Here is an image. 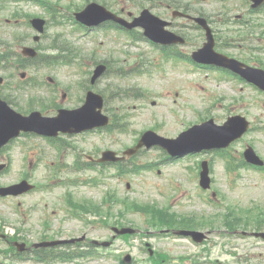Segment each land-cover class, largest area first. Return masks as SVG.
Listing matches in <instances>:
<instances>
[{
	"label": "rangeland",
	"instance_id": "374dc122",
	"mask_svg": "<svg viewBox=\"0 0 264 264\" xmlns=\"http://www.w3.org/2000/svg\"><path fill=\"white\" fill-rule=\"evenodd\" d=\"M56 1V0H51ZM60 5L65 6L70 4L73 0H57ZM88 0H77V4H85ZM111 7L117 8L119 10L120 6H114L113 0H106ZM182 4L189 5L190 8L197 9L203 11L205 14L212 16L214 19L221 17V10L223 9L226 15L229 17H234L239 12V4L237 0H181ZM102 2V0H100ZM145 6H150L153 4L152 1H143ZM28 5V4H25ZM30 14L36 13L41 14L39 10L35 8V5L28 6ZM62 9V8H61ZM133 10V9H132ZM61 11H64L63 9ZM134 11V10H133ZM44 15V14H43ZM3 19L5 16H3ZM4 28L2 30L1 36H4L8 39H11L9 31L11 30L9 27L3 24ZM220 29L225 28L224 26L217 24ZM71 23H68L65 26H53L47 32L45 38H42L39 42L35 43L36 46H39V49L43 50L49 44L53 42L57 43H70L71 47H74L78 50V58L83 60L85 63H88V67L86 69L91 70L92 64L90 58L94 57V60L106 59V60H116L119 59L118 66L120 64H125L126 66L134 63L139 57L138 53L135 51L133 56H126L123 54L119 47H123L122 43L125 40V36L118 34L116 30H101L99 29L98 32H95L97 42L103 41L104 47L102 46H93L88 47L86 43V38H80L82 36L81 31H76V33H72L70 31ZM226 29L222 30L220 36L225 38L226 36H232L228 33H224ZM23 33L31 34L32 36L35 32L29 28L24 27L22 29ZM58 34H61L62 37L55 41L53 40ZM256 34V33H254ZM257 36V35H256ZM194 39V40H193ZM193 41V42H192ZM190 42H192V47H198L202 43V37L200 36L199 32L195 31L194 29L190 31ZM30 43L33 44L32 37L30 39ZM49 47V46H48ZM146 49H149L147 45L144 46ZM124 48V47H123ZM131 52L133 47H128L127 50ZM191 48L188 50L190 51ZM233 53L239 52L242 53L243 50L236 49L233 50ZM255 55L260 56V61L264 64V53L263 52H255ZM126 59V60H124ZM93 65V64H92ZM90 66V67H89ZM166 66V65H165ZM162 70V67L159 68ZM170 74L169 78L163 79L162 78V71L154 72L152 78L144 77V78H134L133 82H126L120 83V80L114 78L112 73L103 77L97 88L111 94L112 92L118 91V86L122 88H131L132 89H143L142 91H146L148 95L147 100H140V101H131L127 103L130 106H136L135 110L127 115V120L129 121L128 132L122 135H116L119 138L121 144L117 145L118 149H124L125 146L131 145L136 137L135 131H144L146 129L154 128L159 133L166 135V136H175L179 130L183 128V125L179 124V122L175 119L177 114L182 116L186 124L187 123H194L197 120H200L202 117L206 115H210L206 111L205 108H208L211 104V101H208L213 96L222 97V105L228 104L231 99H233V95L237 97L244 96L246 99L245 105L240 106L237 105L232 110L234 111H242L245 113L250 114L251 117H258L262 118L264 121V106L262 105L261 100L264 98L262 95L256 94L255 92L251 91L250 89H230L225 85L221 84L219 87L214 88L213 91L206 90H193L192 81L199 78V75L190 73H181L180 77L177 78L172 75V72L175 73L176 70L169 69ZM44 71V70H43ZM43 71L36 70L37 73H42ZM33 70L30 71V75L36 74ZM50 74L56 77L58 82L60 83L59 89L66 91L68 88H72V92L75 96L70 98L67 102H63L61 99V92L57 94L56 102L58 104H63V107H74L81 103L79 100L83 98L84 94L77 87L78 81H82L85 72H80L77 70L75 66H66L62 65L50 71ZM4 75L0 72V76ZM88 78V71L85 75L83 81H86ZM21 80L16 78L13 80L14 85H18ZM82 81V82H83ZM210 86L213 88L214 82L212 80L209 81ZM216 83V82H215ZM207 88L208 86L204 83ZM9 85L11 83L9 82ZM222 89V91H219ZM14 92V90H11ZM135 91V90H134ZM200 91V92H199ZM4 93H7V88L3 90ZM42 95V97H48L46 94L42 92H31L29 94H38ZM180 93L179 98L176 97V94ZM17 95H22V99H19L17 102H23V107L28 108L26 105L25 100L26 94L24 90L18 89ZM185 95V96H184ZM184 96V97H183ZM202 97L206 98L202 99ZM185 98H189L187 101H184ZM177 99L179 102L178 104H174V100ZM156 101L155 106H151L152 101ZM202 100V101H200ZM186 102V103H184ZM123 102L120 100L112 99L111 106L114 107L110 113L122 114L123 111ZM36 109H40V106L37 103L34 104ZM212 112L218 117L221 118L227 110L225 108L216 107L212 110ZM203 114L202 117L201 114ZM46 114H51L46 111ZM211 117V116H210ZM125 120V119H124ZM104 133H90L86 135H79L76 138L71 139L69 141L70 144L67 146L71 147L72 151H78L83 156L85 154L91 153L96 148L104 149L112 144L111 137L109 135H103ZM258 137L264 138L262 133L252 131L249 133L242 141H239L235 148L240 149L243 148L244 144L248 141L255 140L253 142L254 146L256 147V151L264 157V142L257 141ZM27 138V139H25ZM25 139V140H24ZM26 141V142H25ZM7 151H10V154L6 153V155H10L12 158L13 169L10 173V176L1 177V181H5L11 183L19 179L21 174L19 171L21 168L26 169V165H28L29 161L36 160L38 155L33 151H45L47 154L52 155L53 151H55L44 139L39 137H23L22 139L16 141L11 145V148ZM236 158L240 157L241 151H232ZM161 154V151L152 150L147 151L146 154L140 157V161L147 162V161H156L157 157ZM73 157V156H72ZM202 159V158H201ZM71 161V158H70ZM195 162V161H193ZM224 160L217 159L215 163V175L217 177L216 186L220 191V196H223V206L224 209L227 204H234L243 208H248L252 206H258L261 209H264V173L263 172H254L248 171L246 174L243 175L241 179L236 182V185L232 187L230 182L228 181L229 177H227L226 169ZM189 162L182 163H175L170 165L162 166L161 169L163 170L161 175L156 173V170H145L141 171L138 174H129L126 175L123 180H117L114 178L113 183L117 185L118 188V195L121 197H129L132 200L138 201L140 203H155L159 206H167L168 203V196L170 195L171 199L176 198V200L180 203V205L170 207L172 211L183 213L186 215L191 214H198L201 215L202 212H216L218 208L214 204H208L202 198V194L197 186L198 181L194 178L193 173L188 170ZM36 171H34V174ZM41 175V170L38 172ZM170 175H177L178 180L172 182L169 189L167 190L166 194L163 195L161 188L159 185L162 186L163 189H167L169 186V177ZM232 179V178H231ZM127 182L131 184L130 189H127ZM174 183V184H173ZM174 186V187H173ZM63 191V189L59 188L55 192V197H58L59 194ZM205 195V194H203ZM76 196L81 198L83 196H90L95 201H99L100 197L103 196L99 189H85L82 188V192H76ZM40 196L36 195L34 198H39ZM193 200H192V199ZM118 208L114 206L112 208V212L115 216L118 214ZM94 219V216H92ZM108 219V217L106 218ZM114 219V218H113ZM144 216L134 215L127 213L125 218L122 219L125 223L128 222L133 223L134 227L139 228L140 230L146 229V222L144 221ZM111 220V219H110ZM77 224H72L70 222L64 221L62 224V230L65 234L70 233L69 229L72 228V232L76 231ZM206 231V229H204ZM221 230V228L219 229ZM218 229L215 231V234L212 233V240L214 243L217 244L213 248H211V257L213 259H220V264H224L227 260L232 262V264H241V260L238 259L245 255H253V259L249 262V264H263L264 263V241H254L248 240V242H243L240 238H235L233 241L237 245L247 244L250 247H246V249L238 248L234 252L237 254H230L227 252L226 247L222 246L226 243H230L229 240L222 241L221 238H225L223 235H217ZM102 232V231H101ZM231 238V237H230ZM176 243H182L176 242ZM174 243H171L173 245ZM169 247V246H167ZM230 248V244L227 246ZM194 253V251H193ZM206 256H208L207 252H205ZM206 256L202 258L200 264H204L203 262L206 260Z\"/></svg>",
	"mask_w": 264,
	"mask_h": 264
},
{
	"label": "water",
	"instance_id": "95a60500",
	"mask_svg": "<svg viewBox=\"0 0 264 264\" xmlns=\"http://www.w3.org/2000/svg\"><path fill=\"white\" fill-rule=\"evenodd\" d=\"M101 9H102V8L99 7V6H97V5H92V6H90V7L86 10V12H85V14H84L85 19H87L86 21H87L88 23H92L93 20L95 19V18H94V13H95V11H99V10H101ZM92 14H93V15H92ZM261 81H262V83L264 84V80H261ZM93 106H95V104L93 103V98L90 97V98H89V101H88V103H87V105H86V111L89 112L91 109L93 110V109H94ZM88 117H90V115H88ZM3 118H4V117H3L2 115H0V124H2V123L4 122V119H3ZM85 126H86V125H85ZM62 128L65 129V130H70V128H67V127H61V125L58 127V129L63 130ZM225 131H226V134H227V140H228V139H231L232 136H233V131L230 130V129H228V128H226ZM199 132H204V128H200V129H199ZM210 133H211V132H210ZM12 134H13V131H11V134H10V135H12ZM4 139H5V138H4Z\"/></svg>",
	"mask_w": 264,
	"mask_h": 264
}]
</instances>
